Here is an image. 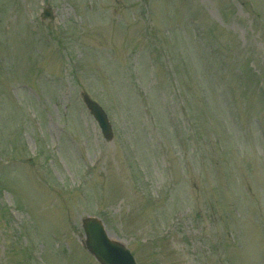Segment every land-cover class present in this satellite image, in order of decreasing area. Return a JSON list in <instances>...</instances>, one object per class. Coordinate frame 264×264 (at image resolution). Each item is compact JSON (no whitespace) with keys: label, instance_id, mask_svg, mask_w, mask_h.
<instances>
[{"label":"rangeland","instance_id":"1","mask_svg":"<svg viewBox=\"0 0 264 264\" xmlns=\"http://www.w3.org/2000/svg\"><path fill=\"white\" fill-rule=\"evenodd\" d=\"M90 217L137 264H264V0H0V264H98Z\"/></svg>","mask_w":264,"mask_h":264},{"label":"water","instance_id":"2","mask_svg":"<svg viewBox=\"0 0 264 264\" xmlns=\"http://www.w3.org/2000/svg\"><path fill=\"white\" fill-rule=\"evenodd\" d=\"M45 15L49 17V12L46 11ZM84 101L102 128L105 138L111 140L113 138L112 129L105 112L89 97L85 96ZM83 228L86 235L84 246L100 264H136L130 251L124 245L109 239L100 220L87 219L83 223Z\"/></svg>","mask_w":264,"mask_h":264}]
</instances>
